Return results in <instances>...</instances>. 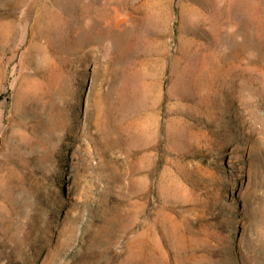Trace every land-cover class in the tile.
Returning a JSON list of instances; mask_svg holds the SVG:
<instances>
[{
  "label": "rangeland",
  "instance_id": "1",
  "mask_svg": "<svg viewBox=\"0 0 264 264\" xmlns=\"http://www.w3.org/2000/svg\"><path fill=\"white\" fill-rule=\"evenodd\" d=\"M0 97V264H264V0H0Z\"/></svg>",
  "mask_w": 264,
  "mask_h": 264
},
{
  "label": "bare ground",
  "instance_id": "2",
  "mask_svg": "<svg viewBox=\"0 0 264 264\" xmlns=\"http://www.w3.org/2000/svg\"><path fill=\"white\" fill-rule=\"evenodd\" d=\"M67 1V0H66ZM104 10V9H103ZM85 43V42H84ZM242 62V61H241ZM261 62V61H260ZM238 71H239V69H238ZM242 71H246V70H242ZM232 74H233V72H232ZM246 74V73H245ZM239 75H240V73H239ZM242 75V74H241ZM233 77V76H232ZM236 77V76H235ZM243 78H244V76H243ZM249 78V77H248ZM231 79V78H230ZM229 79V80H230ZM232 80V79H231ZM237 80V79H236ZM253 80V79H252ZM238 82H239V80H238ZM251 82V81H250ZM226 84V83H225ZM230 84V83H229ZM231 85V84H230ZM234 86V88H235V84L233 85ZM227 86H225V89H227L226 88ZM231 88V87H230ZM249 87H247V88H245L246 90L248 89ZM224 89V88H223ZM236 89V91H237V88H235ZM241 88H239V90H240ZM244 90V89H243ZM235 91V92H236ZM249 92V91H248ZM210 93V92H209ZM242 96V95H241ZM251 96V95H250ZM211 97H212V95H211ZM224 97V96H223ZM228 97H230V96H228ZM235 97H237V96H235ZM247 97V96H246ZM1 98V97H0ZM238 98V97H237ZM222 99V98H221ZM241 99V98H240ZM239 99V100H240ZM223 100V99H222ZM244 101V100H243ZM247 101V100H246ZM248 102V101H247ZM250 102V101H249ZM256 102V101H255ZM251 103V102H250ZM248 104V103H247ZM246 104V105H247ZM252 105H254L253 103H252ZM252 105H251V107H252ZM100 107V106H99ZM256 107V106H255ZM247 108V107H246ZM100 109V108H99ZM98 109V110H99ZM248 110V109H247ZM254 110V109H253ZM251 111H249V113H250ZM30 114V113H29ZM253 118V117H252ZM251 118V119H252ZM253 120V119H252ZM249 122V121H248ZM251 124H252V122H251ZM263 125V124H262ZM248 127V126H247ZM258 130V129H257ZM262 131V130H261ZM263 133V132H262ZM235 139H236V135H235ZM238 139V138H237ZM43 146V145H42ZM41 146V147H42ZM25 195H24V193H21V196H20V200H19V202H18V205L16 206V208H14V210L12 211V212H10V216H11V218H12V220H14V221H11L12 223H16V222H19L20 223V225L22 226V227H24V225H26V221H24L23 220V218H25V216L26 215H28L29 214V212H31L33 209L32 208H29V207H32V205L30 204V201L28 200V201H26L25 200ZM79 213V212H78ZM78 213H77V215H78ZM70 215V214H69ZM68 215V216H69ZM71 217V216H70ZM72 217H73V215H72ZM68 219V218H67ZM66 220V219H65ZM68 222V221H67ZM63 224V223H62ZM39 226V225H38ZM34 227L33 228V232L35 231V230H38L39 229V227ZM63 226V225H62ZM70 226V225H69ZM122 226V225H121ZM42 227V226H41ZM43 228V227H42ZM41 229V228H40ZM98 229V228H97ZM64 230V229H63ZM15 231V230H14ZM62 231V230H61ZM87 231V230H86ZM32 231H31V233H30V235L33 233ZM63 233V232H62ZM85 233V232H84ZM89 234V233H88ZM36 235V234H35ZM34 235V236H35ZM66 235V234H65ZM65 235H63V236H65ZM86 234H84V236H85ZM28 236V235H27ZM72 236V235H71ZM4 237V236H3ZM36 237V236H35ZM83 237V236H82ZM86 237V236H85ZM68 238V237H67ZM33 240V239H32ZM111 242H112V240L111 239H109V240H106L105 242H104V244H101L96 250H94V251H91V252H88L80 261H78V262H76V263H74V262H70V263H68V264H112V262H113V259H114V256H115V254L113 253V251H112V246H111ZM31 243V242H30ZM26 244H27V241H26ZM30 246V245H29ZM28 247V246H27ZM22 248H24V247H22ZM7 249V248H6ZM49 252V251H48ZM50 254V253H49ZM52 254H53V252H52ZM51 254V255H52ZM44 263V262H43ZM64 264H66L65 262H64Z\"/></svg>",
  "mask_w": 264,
  "mask_h": 264
}]
</instances>
